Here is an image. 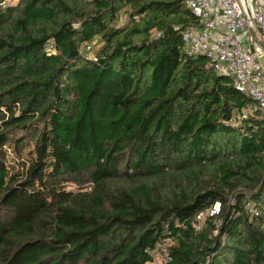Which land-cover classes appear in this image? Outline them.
<instances>
[{
    "label": "trees",
    "instance_id": "16d2710c",
    "mask_svg": "<svg viewBox=\"0 0 264 264\" xmlns=\"http://www.w3.org/2000/svg\"><path fill=\"white\" fill-rule=\"evenodd\" d=\"M6 2L0 264H264V117L230 124L252 101L186 55L185 0Z\"/></svg>",
    "mask_w": 264,
    "mask_h": 264
},
{
    "label": "built area",
    "instance_id": "2783aa9c",
    "mask_svg": "<svg viewBox=\"0 0 264 264\" xmlns=\"http://www.w3.org/2000/svg\"><path fill=\"white\" fill-rule=\"evenodd\" d=\"M185 6L196 18L195 23L184 29L176 27L182 33L186 55L205 57L217 76L230 79L234 88L252 101L233 114L230 124L238 126L254 113L264 117V0H185ZM119 23H124L122 17ZM45 49L53 53L56 45L48 42ZM94 50L95 44L83 45L80 54L95 61ZM220 209L221 204L216 203L198 213L194 220L196 229L203 230L207 220L218 215ZM248 209L253 213L251 204ZM163 244L149 251L154 264L171 261L169 249H159Z\"/></svg>",
    "mask_w": 264,
    "mask_h": 264
},
{
    "label": "rangeland",
    "instance_id": "374dc122",
    "mask_svg": "<svg viewBox=\"0 0 264 264\" xmlns=\"http://www.w3.org/2000/svg\"><path fill=\"white\" fill-rule=\"evenodd\" d=\"M7 2H9V5H12V4H15L17 2V0H7ZM122 18H123V20L125 22V18L124 17H122ZM90 45H92V44H90ZM97 48H98V46L95 47V49H97ZM262 64L264 66V59L262 60ZM171 246H172V241L171 240H166L164 242V244L159 249H163V248L169 249V247H171ZM158 259H159L158 262L161 263L162 262V258H161L160 255H158Z\"/></svg>",
    "mask_w": 264,
    "mask_h": 264
}]
</instances>
